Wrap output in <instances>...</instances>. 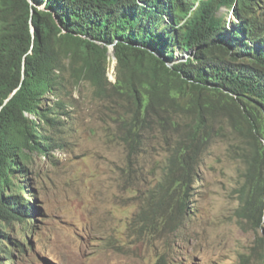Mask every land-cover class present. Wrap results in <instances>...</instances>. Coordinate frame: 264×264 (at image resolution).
I'll return each mask as SVG.
<instances>
[{
  "label": "trees",
  "instance_id": "obj_1",
  "mask_svg": "<svg viewBox=\"0 0 264 264\" xmlns=\"http://www.w3.org/2000/svg\"><path fill=\"white\" fill-rule=\"evenodd\" d=\"M69 79L90 82L101 98L110 89L126 97L130 147L152 109L171 105L190 117L184 176L208 116L235 107L258 144L248 162L250 178L259 177L241 213L264 224V0H0V242L9 238L4 224L36 215L35 196H23L34 190L30 161L56 147L47 128L63 126L68 107L51 95Z\"/></svg>",
  "mask_w": 264,
  "mask_h": 264
},
{
  "label": "rangeland",
  "instance_id": "obj_2",
  "mask_svg": "<svg viewBox=\"0 0 264 264\" xmlns=\"http://www.w3.org/2000/svg\"><path fill=\"white\" fill-rule=\"evenodd\" d=\"M110 94L69 79L51 95L68 107L64 125L47 128L51 154L30 161L34 190L23 196H35L36 215L2 226L9 238L0 264H264V224L255 228L241 213L259 177L250 178L248 162L258 144L236 108L208 116L184 176L182 130L191 118L154 108L130 147L121 125L130 104Z\"/></svg>",
  "mask_w": 264,
  "mask_h": 264
},
{
  "label": "water",
  "instance_id": "obj_3",
  "mask_svg": "<svg viewBox=\"0 0 264 264\" xmlns=\"http://www.w3.org/2000/svg\"><path fill=\"white\" fill-rule=\"evenodd\" d=\"M111 46L113 47V45H111ZM109 54H110V55H112V57H113V58H116V55H115V50H114V48H113V50H112V51H111V50L109 51Z\"/></svg>",
  "mask_w": 264,
  "mask_h": 264
}]
</instances>
